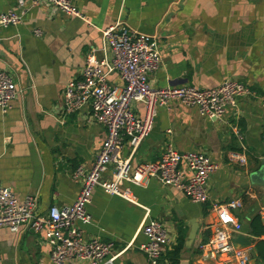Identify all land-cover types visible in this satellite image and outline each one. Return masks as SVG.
<instances>
[{"label":"crops","instance_id":"0c3cea01","mask_svg":"<svg viewBox=\"0 0 264 264\" xmlns=\"http://www.w3.org/2000/svg\"><path fill=\"white\" fill-rule=\"evenodd\" d=\"M31 1L0 0V13L12 10L20 17L19 24L0 28V71L16 87L10 109L0 113V186L18 200L35 197L38 213L73 203L79 182L71 173L91 166L104 130L87 109L63 115L62 89L80 76L88 53L110 59L101 33L120 21L156 37L160 64L148 77L151 88L210 89L232 79L254 96L238 99L219 120L170 102L156 110L152 129L136 150L124 144L117 156L132 170L156 161L167 144L178 152L204 153L216 167L206 182V204L191 203L155 179L140 186L121 182L118 196L93 189L86 207L90 221L78 226L80 232L111 242L119 253L112 264H147L141 226L155 220L168 239L158 264H224L223 257L202 253L198 245L211 238L208 226L215 215L209 205L239 200L234 215L240 230L232 237L249 241V261L264 264L263 245H257L264 234L254 233L264 231V0H73L82 19ZM107 81L120 86L115 74ZM131 110L143 115L139 103ZM234 124L240 141L230 131ZM232 152L244 155V167L228 161ZM113 168L109 164L101 179L108 180ZM259 170L261 176H254ZM192 226L197 228L188 241ZM0 264L51 263L41 236L26 227L18 233L0 228Z\"/></svg>","mask_w":264,"mask_h":264},{"label":"built area","instance_id":"2783aa9c","mask_svg":"<svg viewBox=\"0 0 264 264\" xmlns=\"http://www.w3.org/2000/svg\"><path fill=\"white\" fill-rule=\"evenodd\" d=\"M45 2L56 8L65 17L82 19L73 0H33L31 5ZM19 4L20 1H19ZM20 17L12 10L0 13V28L12 27ZM110 59L98 60L94 51L85 56L84 64L77 79L68 81L61 95L63 115L87 109L93 123L104 130V138L88 169L77 167L71 178L79 182L78 193L71 205L49 206L43 213L37 211L35 197L18 200L6 187L0 186V228L18 233L29 228L43 239L48 248L51 264H112L119 253H114L111 242L86 239L78 226L86 225L90 217L86 207L93 189L118 196L117 186L121 182L140 186L148 179H155L161 185L183 194L191 203L204 205L208 202L206 182L216 167L202 152H178L167 144L159 158L130 170L127 161H119L118 154L123 145L133 152L152 129L156 110L175 102L186 108H193L201 118L219 120L226 109L235 108L240 98L254 94L249 88L232 79H226L210 89L189 86L154 89L148 85V77L160 64V53L156 37L131 30L124 23L115 21L101 33ZM115 74L120 86H111L107 79ZM16 95L12 78L0 71V113L10 109V102ZM132 103L143 106V115L131 110ZM232 135L241 136L238 127L229 125ZM228 161L244 167L242 153L228 154ZM113 164L109 180H102L106 167ZM239 200L212 203L209 210L215 221L208 226L211 238L199 243L198 250L214 257H223L224 264H248L251 249H237L231 244L232 235L240 230L234 215L241 208ZM145 242L140 251L147 264H158L168 243L161 223L148 220L141 226ZM264 259V254H263Z\"/></svg>","mask_w":264,"mask_h":264},{"label":"water","instance_id":"95a60500","mask_svg":"<svg viewBox=\"0 0 264 264\" xmlns=\"http://www.w3.org/2000/svg\"><path fill=\"white\" fill-rule=\"evenodd\" d=\"M254 176H259L260 177L261 176L260 175V170L258 172H256V173H254ZM196 228H197V226H192L191 227L190 232L187 235V240L188 241L193 240ZM231 244H232L233 247H237L238 249H242V248H248L249 245H250V242L245 240L242 237H235V238L231 239ZM248 264H254V262L251 260V261H249Z\"/></svg>","mask_w":264,"mask_h":264},{"label":"trees","instance_id":"16d2710c","mask_svg":"<svg viewBox=\"0 0 264 264\" xmlns=\"http://www.w3.org/2000/svg\"><path fill=\"white\" fill-rule=\"evenodd\" d=\"M252 230H255V228L252 227ZM255 233V236H258L259 234H264V231L260 230V231H257V232H254ZM205 238L202 239V241L200 243H205ZM259 244H262L263 245V250H264V241H261V242H258L257 245ZM259 247V246H258ZM180 249V245H178V247L175 248V253Z\"/></svg>","mask_w":264,"mask_h":264},{"label":"rangeland","instance_id":"374dc122","mask_svg":"<svg viewBox=\"0 0 264 264\" xmlns=\"http://www.w3.org/2000/svg\"><path fill=\"white\" fill-rule=\"evenodd\" d=\"M109 180V179H108Z\"/></svg>","mask_w":264,"mask_h":264}]
</instances>
